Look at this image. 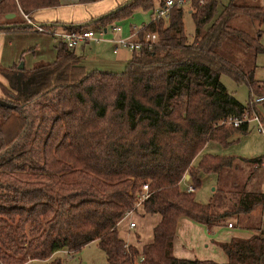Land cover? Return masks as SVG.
I'll return each instance as SVG.
<instances>
[{"label":"trees","instance_id":"1","mask_svg":"<svg viewBox=\"0 0 264 264\" xmlns=\"http://www.w3.org/2000/svg\"><path fill=\"white\" fill-rule=\"evenodd\" d=\"M217 3H189L190 41L183 32V7L170 8L166 20L143 24L137 37L147 30L156 39L131 50L120 72L86 71L81 55L60 42L51 61L18 68L19 60L0 68L7 83L0 85V264H63L53 254H70L90 242L107 264H264L260 234L219 242L224 263L171 253L179 217L210 227L233 216L242 226L254 222L249 215L263 204L264 192L253 188L235 199L225 189L235 182H227L223 172L239 162L249 164L250 173L264 170V155L203 153L191 164L207 141L224 147L233 135L248 132L247 122L233 126L227 120L245 112L260 117L250 97L243 105L227 92L220 75L245 84L249 96L264 94V80L253 78L254 56L264 53L257 29L264 23V7L259 0H229L216 12ZM58 5V0H0V32L35 31L21 13L29 17ZM152 6V0H127L82 23L39 26L106 30L135 9ZM7 14L14 18L7 21ZM201 174L215 175L206 203L178 186L186 177L195 189ZM142 184L147 187L143 213L160 219L152 241L138 252L118 238L116 225L135 211Z\"/></svg>","mask_w":264,"mask_h":264},{"label":"crops","instance_id":"2","mask_svg":"<svg viewBox=\"0 0 264 264\" xmlns=\"http://www.w3.org/2000/svg\"><path fill=\"white\" fill-rule=\"evenodd\" d=\"M104 1L105 0H95L90 3L79 4L77 3V0H58V6L37 9L30 13L29 18L31 19V21H33V23L38 25L54 22L66 24L82 23L83 21H86L87 19L90 20L92 19L91 17H95L96 15L103 13L104 11L109 10L113 7V2L108 3L107 5H102L104 4ZM150 17L151 16H149L148 21L150 20ZM13 18L14 16L12 18H9L7 21ZM12 21L15 22L16 20ZM115 25L116 24L113 23L112 25L107 26L108 28L105 30V32L110 30V32L112 33H119L120 29L116 32L111 30V28ZM134 27L135 26H129L127 33L124 37L133 38V32L137 30ZM91 41L81 43L75 48H79L81 50L80 54H82L84 47L88 45ZM105 42L110 45L109 41ZM55 45L56 41L51 36L38 33L36 31L20 33L0 32V68H6L11 66L12 64L17 63L19 60H21V58H23V56H25L27 52H29L32 56L31 58H29V64H31H28V66L26 67L24 66V68H29V66H31L32 63L36 60L51 61L53 60L55 55ZM117 53L118 50L113 53L111 49V54L116 55ZM121 59H123V61H126L124 53L121 56ZM82 61L83 59H81V64ZM113 63L120 64V62H118L116 59H110L109 62L100 60L98 61V64H95V66L103 68L104 65H112ZM0 85L7 86V83L5 82L1 74ZM0 97H2L1 89ZM258 105L260 106V103L257 104L256 107H258ZM262 110L263 108L261 109V111ZM263 112L264 110L260 113V117H258L259 123L262 127V132L258 130V125L254 121L252 122L255 124L256 130L264 136ZM184 178L186 179V177ZM259 207L254 208L249 215L251 216L250 218H252V222L254 221L252 224L246 223V225H244V223L242 224V226H237L236 229L238 228L239 230L247 231L248 233H250L249 236L252 234H260L261 236H264V221L262 218V209L264 210V199L263 204H261ZM128 218H130L134 222V226L131 228L128 227V223L126 221V219ZM159 219L160 216L156 213H143L140 204L130 215H124L116 225V231L117 228H120L122 230V234L128 236V240H124L122 237L119 236V234H117V236L126 245L133 246L138 252H140L141 247L144 244L150 243L152 241V228L157 224ZM227 223L231 224L230 227L226 226ZM253 225H257L259 229L256 230L253 228H248L252 227ZM233 226V222H228L227 220L226 223L223 222L220 224L212 225L210 227H206L202 224L195 223L185 217H179L175 224V232L172 239L171 253L177 258H195L199 260L207 259L213 260L218 263H224L226 262L227 258L218 246V243L228 241L231 237L237 236L236 234L230 231ZM130 230H132V233L129 232ZM57 253L58 252L53 254V257H55Z\"/></svg>","mask_w":264,"mask_h":264},{"label":"rangeland","instance_id":"3","mask_svg":"<svg viewBox=\"0 0 264 264\" xmlns=\"http://www.w3.org/2000/svg\"><path fill=\"white\" fill-rule=\"evenodd\" d=\"M125 1L126 0H105L104 4L102 5H107L108 3L113 2L114 4L113 7L109 10L104 11L103 13L96 15L95 17L107 13L110 10H113L114 8L120 6V4L124 3ZM228 1L229 0H218L216 12H219L221 7L225 5ZM152 4L153 6L149 10L145 11L142 9H135L134 11H132L131 15L127 19H124L122 21L120 20L114 21L113 23L116 24L115 26H118L120 29L119 33H112L110 32V30L106 31L103 34L101 40H99L98 42L91 41L88 45H86L83 49L82 54H80L81 50L79 48H75L74 52L82 56L83 59L82 66L84 67V69L86 71H90L93 69L112 71V72L122 71L125 67L127 59L129 58L128 57L130 55V52H128L129 50L127 49L124 50V48L118 47L117 48L118 53L116 55H113L111 54V49H112L111 44L109 45L105 41H108L110 38H117V37L124 38L129 26H135L134 28L138 29L140 26L145 24L148 21L149 16H152V13L154 12L153 10L157 5V0H152ZM261 4L264 7V0H261ZM188 8H189L188 6H185L183 7L182 10V27L187 41H190L193 33V24L188 12ZM91 18H94V16ZM2 22L3 19L0 18V23ZM257 29L260 32V35L258 36V42L264 48V23L260 24L257 27ZM90 30L95 31L93 27H91ZM123 53L125 54L126 61H123V59H121ZM249 54H251V52H249ZM31 57L32 56L30 55V53L27 52L25 56L21 58L19 65H21L22 67L28 66L29 58ZM110 59L111 60L116 59L118 62H120V64L113 63L112 65H104L103 68L99 66H95V64H98V61L100 60L109 62ZM253 78L254 80L257 81L264 80V53H257L254 56ZM3 79L6 82V79L4 77ZM219 80L221 84L225 87L227 92L231 93L237 101H239L243 105L247 104L250 96L248 95V90L245 84H234V82H232L225 75H220ZM258 107L255 106V111L257 109V114L260 115V113L264 110V102L260 103V106L258 105ZM262 108L263 110L261 111ZM231 140L233 141H231L227 146L224 147L216 142L207 141L203 146L202 150L192 159L191 161L192 166L196 165L198 159L203 153L217 154L221 156H235L241 158H253L256 156L264 155V136L256 130V126L252 121L248 122V133L241 136L233 135ZM250 168L251 167L249 164L244 162H239L237 168L233 169L232 171L228 170L227 172H223L224 173L223 176L227 177L226 178L227 182L229 181L231 182L232 180L235 182L234 186L229 183H227V185L225 186V189H227V191H229V193H231L235 199H237L238 196L240 195V191L248 190L249 188L256 189L260 193L264 192V178L261 177L264 176V170L262 168H259L251 172L252 173L251 174ZM260 177L262 182L259 181ZM188 183L189 182L185 180H180L178 183L180 190H184L185 186ZM214 185H215V175H211V174L199 175V184L194 189L193 192L194 199L199 203H206L209 200V198L212 197ZM233 192H237V193H233ZM213 197L216 198L217 195ZM230 199L233 200L232 197H230ZM262 218L264 221L263 209H262ZM226 219L228 220V222L229 221L233 222L234 226L232 229H230L231 232H233L239 237L245 238L249 236L250 233H248L247 231L239 230L238 228L236 229L237 226L235 224V217L231 216ZM126 221L127 223L133 222V220H131L130 218L126 219ZM129 232L132 233V230H130ZM117 234H119V236L122 237L124 240L126 241L128 240V236L122 234V230L120 228H117ZM55 257L60 258L63 264H107L103 252L97 247L95 242H90L79 248L77 251L72 252L70 254L58 252L55 255ZM23 264H30V263L25 262Z\"/></svg>","mask_w":264,"mask_h":264},{"label":"built area","instance_id":"4","mask_svg":"<svg viewBox=\"0 0 264 264\" xmlns=\"http://www.w3.org/2000/svg\"><path fill=\"white\" fill-rule=\"evenodd\" d=\"M191 1H195L198 5H201L203 3V0H163L162 5H157L154 8V12L152 13V16L150 17V20L154 18H163L167 19L168 11L172 7H185L188 6ZM22 18L24 21L28 24H30L34 30L38 33L46 34L51 36L56 43L60 42L63 43L67 48H75L77 45L84 43L86 41H99L102 39L103 34L105 33V29H82L78 31H67L63 30L61 28H52L47 29L43 26H39L31 21V19L26 15L21 13ZM141 29V27L133 32V38L131 37H117V38H110L108 41L110 42L112 46V52L114 53L118 47L127 49L129 51L131 50H138L141 43H147V46L149 47L156 39V36L154 33L143 30L141 31V37H137L138 31ZM112 31L116 32L119 30L118 26H113L111 28ZM96 34V35H95ZM96 36V37H95ZM250 102L254 104H259L264 102V94L262 95H250ZM249 122L254 121L258 125V130L262 132V127L259 123L258 117L252 113L250 115H247L245 112L241 118L234 119L232 121H226V124H231L233 126H236L240 122ZM181 180L187 181L184 177L181 178ZM188 182V181H187ZM147 187L146 184H142L140 188V195L137 198V202L135 204V209L141 204V201L147 196ZM184 191L186 192H193L194 186L191 182H189L186 186ZM264 199V194H263ZM134 210H130L125 213V215L131 214ZM230 223H227V227H230ZM134 226L133 222H128V227L131 228Z\"/></svg>","mask_w":264,"mask_h":264},{"label":"water","instance_id":"5","mask_svg":"<svg viewBox=\"0 0 264 264\" xmlns=\"http://www.w3.org/2000/svg\"><path fill=\"white\" fill-rule=\"evenodd\" d=\"M127 1V0H126ZM125 1V2H126ZM119 6H117L116 8H118ZM13 17V14H7V15H4V19H9V18H12ZM30 25V24H29ZM18 68H21V65L18 66Z\"/></svg>","mask_w":264,"mask_h":264}]
</instances>
